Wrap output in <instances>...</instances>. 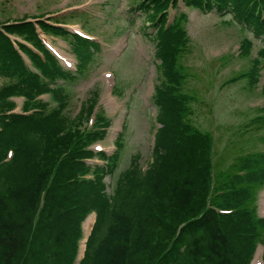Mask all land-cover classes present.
Returning a JSON list of instances; mask_svg holds the SVG:
<instances>
[{
  "label": "trees",
  "instance_id": "16d2710c",
  "mask_svg": "<svg viewBox=\"0 0 264 264\" xmlns=\"http://www.w3.org/2000/svg\"><path fill=\"white\" fill-rule=\"evenodd\" d=\"M180 1L236 19L246 36L241 56L250 54V34L259 41L248 75L231 81L246 78L251 87L261 82L264 94V0H133L126 18H115L129 23L124 31L136 27L153 45L154 144L149 159L133 154L124 171L119 169L127 132L117 139L113 155L91 150L111 124L102 111L96 128L86 132L98 91L73 110L71 84L87 76L102 46L40 22L48 33L71 40L80 59L73 74L43 47L34 23L0 20V80L5 82L0 85V264H76L83 223L91 213L97 220L80 264H251L257 247H264V218L255 204L264 186V151L241 156L215 173V138L189 120L198 104L187 90L188 69L180 63L188 15L170 21V10ZM9 34L33 42L45 58ZM127 87L119 81L115 92L124 95ZM44 94H50L49 101L38 98ZM14 97H25L27 114H9ZM258 120L264 124V116ZM9 150L14 156L6 163ZM96 156L103 165L86 161ZM238 171L247 173L238 176ZM210 200L233 214H216Z\"/></svg>",
  "mask_w": 264,
  "mask_h": 264
},
{
  "label": "rangeland",
  "instance_id": "374dc122",
  "mask_svg": "<svg viewBox=\"0 0 264 264\" xmlns=\"http://www.w3.org/2000/svg\"><path fill=\"white\" fill-rule=\"evenodd\" d=\"M132 1L0 0V9L6 7L5 11L0 13V20L3 22L23 20L25 15L27 17L24 18H35L42 13H55L67 9L64 13L66 15L59 18L60 20L72 28L81 26L87 33L98 37L102 50L97 54L99 56L97 63L88 70L85 78L71 84L76 95L73 110L77 111L81 101H86L92 96L93 91L99 92L101 96L99 105L111 119L107 136L101 140L109 154H112L110 149H113L118 136L117 128L124 126L123 133L127 132L124 158L119 171L127 169L133 154H141L143 161L149 159L153 146L152 117L155 116V108L151 104V96L152 82L155 78L154 50L148 37L143 32L140 33L136 27L124 31L129 23L122 18H126ZM3 2H6L5 5ZM173 13L176 16L180 13L188 15L185 29L186 53L180 59V63L188 69L190 78L187 90L196 97L198 104L193 106L189 120L196 128L213 134L215 160L218 159V170L221 172L224 171L222 162L225 167L229 164V169L231 162L236 161V158L259 149L264 150L263 139L260 140L264 137V124L258 125L252 121L264 115L262 111L264 95L261 93V86L249 87L245 79L231 81L234 76L251 67L250 62L256 54L257 47L253 54L241 56L238 48L244 30L228 13L219 14L215 10L187 8L182 1L177 8L170 10L171 22ZM117 16L122 17L119 22L115 18ZM117 27L121 30H117ZM41 30L45 28L41 26ZM152 32L153 29H149V33ZM52 36L45 39L56 49L60 46L65 54L75 55L69 38ZM126 41L129 42L126 52L120 58L115 57L114 51ZM222 56L228 57L225 64L219 60ZM110 70L117 73L118 82L128 84L124 95L116 96L118 106L115 110L108 106L104 95L106 87L104 73ZM3 83L5 82L0 80V85ZM13 100L16 102L14 112L22 111L23 99ZM46 100L48 101L49 97H46ZM12 112L13 110L9 114ZM90 129L86 122V132ZM263 194L264 189L257 203L260 215ZM222 203L226 206L225 201ZM84 224L85 222L83 229Z\"/></svg>",
  "mask_w": 264,
  "mask_h": 264
},
{
  "label": "bare ground",
  "instance_id": "6f19581e",
  "mask_svg": "<svg viewBox=\"0 0 264 264\" xmlns=\"http://www.w3.org/2000/svg\"><path fill=\"white\" fill-rule=\"evenodd\" d=\"M109 99L111 98V95L107 96ZM113 103H115L114 100L110 99ZM262 208L264 210V197H263V200H262ZM95 222V215H92L88 218V220L86 221L85 225H84V229H85V236L87 237L91 230H92V227H93V224ZM262 249L260 250L258 256L256 257V260H255V263L256 264H262Z\"/></svg>",
  "mask_w": 264,
  "mask_h": 264
}]
</instances>
